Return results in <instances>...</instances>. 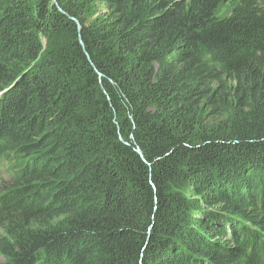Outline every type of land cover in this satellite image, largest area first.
<instances>
[{"label": "trees", "instance_id": "16d2710c", "mask_svg": "<svg viewBox=\"0 0 264 264\" xmlns=\"http://www.w3.org/2000/svg\"><path fill=\"white\" fill-rule=\"evenodd\" d=\"M0 168V264H264V0H0Z\"/></svg>", "mask_w": 264, "mask_h": 264}, {"label": "rangeland", "instance_id": "374dc122", "mask_svg": "<svg viewBox=\"0 0 264 264\" xmlns=\"http://www.w3.org/2000/svg\"><path fill=\"white\" fill-rule=\"evenodd\" d=\"M235 1H226V2H222L219 4V6L216 9L215 15L217 17H223L225 15H227L233 4ZM10 178V174L8 175L6 172H4L1 168H0V184L2 183V181L8 180ZM6 234L3 232L2 229H0V237H5ZM208 237H211V239H213L214 241H219L221 242H230L229 236H227L226 233H224V235L222 236H215V234L213 233V231H210L209 233H207ZM231 243V242H230ZM5 257L0 254V263L5 261Z\"/></svg>", "mask_w": 264, "mask_h": 264}]
</instances>
